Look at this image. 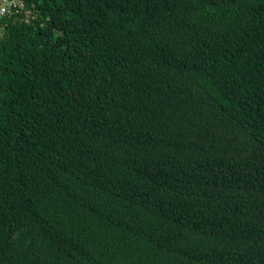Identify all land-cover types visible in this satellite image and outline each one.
Segmentation results:
<instances>
[{
	"label": "trees",
	"instance_id": "16d2710c",
	"mask_svg": "<svg viewBox=\"0 0 264 264\" xmlns=\"http://www.w3.org/2000/svg\"><path fill=\"white\" fill-rule=\"evenodd\" d=\"M26 2L0 264H264V0Z\"/></svg>",
	"mask_w": 264,
	"mask_h": 264
},
{
	"label": "built area",
	"instance_id": "2783aa9c",
	"mask_svg": "<svg viewBox=\"0 0 264 264\" xmlns=\"http://www.w3.org/2000/svg\"><path fill=\"white\" fill-rule=\"evenodd\" d=\"M27 8L26 0H0V18H10L21 14L23 11L28 12Z\"/></svg>",
	"mask_w": 264,
	"mask_h": 264
},
{
	"label": "rangeland",
	"instance_id": "374dc122",
	"mask_svg": "<svg viewBox=\"0 0 264 264\" xmlns=\"http://www.w3.org/2000/svg\"><path fill=\"white\" fill-rule=\"evenodd\" d=\"M32 1L33 0H29V5L31 4ZM22 22L25 24V27L27 29H32V23H31V21L29 19H26V20H24Z\"/></svg>",
	"mask_w": 264,
	"mask_h": 264
},
{
	"label": "clouds",
	"instance_id": "9594fccd",
	"mask_svg": "<svg viewBox=\"0 0 264 264\" xmlns=\"http://www.w3.org/2000/svg\"><path fill=\"white\" fill-rule=\"evenodd\" d=\"M1 19V18H0Z\"/></svg>",
	"mask_w": 264,
	"mask_h": 264
}]
</instances>
